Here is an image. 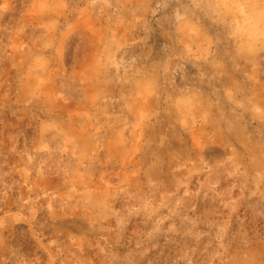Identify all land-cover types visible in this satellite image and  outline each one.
Here are the masks:
<instances>
[{
	"label": "rangeland",
	"instance_id": "374dc122",
	"mask_svg": "<svg viewBox=\"0 0 264 264\" xmlns=\"http://www.w3.org/2000/svg\"><path fill=\"white\" fill-rule=\"evenodd\" d=\"M0 264H264V0H0Z\"/></svg>",
	"mask_w": 264,
	"mask_h": 264
}]
</instances>
